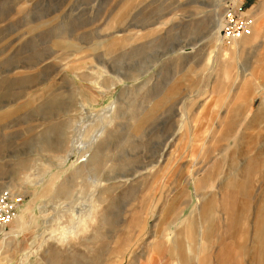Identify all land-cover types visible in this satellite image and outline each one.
Here are the masks:
<instances>
[{
    "label": "rangeland",
    "instance_id": "1",
    "mask_svg": "<svg viewBox=\"0 0 264 264\" xmlns=\"http://www.w3.org/2000/svg\"><path fill=\"white\" fill-rule=\"evenodd\" d=\"M228 5L246 47L217 40ZM7 187L24 200L0 264H264V0H0Z\"/></svg>",
    "mask_w": 264,
    "mask_h": 264
},
{
    "label": "bare ground",
    "instance_id": "2",
    "mask_svg": "<svg viewBox=\"0 0 264 264\" xmlns=\"http://www.w3.org/2000/svg\"><path fill=\"white\" fill-rule=\"evenodd\" d=\"M219 27H220V23H219ZM219 31H220V28H218L217 29V32H216V35H217V40L219 41V42H221V39H222V37H221V35L219 34ZM253 31V33L251 34V32ZM255 28H254V26H253V23H252V26H251V32H250V34L249 35H244L243 37H241V39H240V44H241V47H246L247 45H249L250 44V42L255 38ZM232 39V40H231ZM231 39H229V40H231V42L233 43V44H235V42H236V40H235V38H231ZM93 97V96H92ZM107 112H109V110H107ZM93 116V115H92ZM109 118H110V115H106V116H104L103 117V126H102V128H105L106 127V125H107V122L109 121ZM91 120H92V117L90 118V117H87V119H84L83 120V122H91ZM103 129H100V131H99V129L97 130V133H101V131H102ZM95 137H92V139H94ZM72 153V151H70L69 152V154H71ZM217 169V168H216ZM200 169H198V171H199ZM197 171H191L189 174H188V176H187V179H189V180H191L192 178H193V176H194V174L196 173ZM216 173H218V172H216ZM114 177V176H113ZM215 178V177H214ZM108 180V179H107ZM40 181H41V178L40 179H38L37 181H35V182H32L31 184L34 186V185H36V184H38V183H40ZM212 181V180H211ZM210 182V181H209ZM230 183H232V182H230ZM213 184V183H212ZM235 184V183H234ZM99 186V184L98 183H94L93 184V186H92V188H96V187H98ZM7 188H9V187H7ZM212 188V187H211ZM93 190V189H92ZM68 192V191H67ZM57 195L59 196V197H61L60 199H63V200H65V199H67L66 198V196H68L69 195V193H66V192H64V190H62V188H61V190H59L58 191V193H57ZM234 197H235V195H234ZM234 197H232V195L231 194H229V192H228V194L225 196V204H226V209H228V210H226V211H229V213H228V224H227V229H228V237L230 238V236L232 235V233H233V225H239V228H238V232L240 231L239 229L240 228H245V221L244 220H242L241 219V221H239V223H237V214H236V212H235V209H234V207H233V205H234V203H235V201H236V199H237V196L234 198ZM100 198V197H99ZM79 199H80V197H79ZM89 201H90V204L89 205H87V209L84 211V212H81V213H78V214H73L72 215V217H73V219L71 220V222H70V225L68 226V227H61V226H59L58 225V232H59V235L60 236H63V237H66L67 235H69V234H72V233H74L76 230H77V226L81 223V222H83V223H85L87 220H91L92 218H93V213H94V210H95V207L98 205V199L97 200H94V199H92V197H90V199H89ZM44 205H48L47 203L46 204H44ZM63 205V204H62ZM47 206H41V207H39L41 210H42V212L44 213V214H47L49 211H48V208H46ZM48 207H50V210H52V208H51V205H49ZM63 206H61V204L60 203H58V207L57 208H62ZM66 211H68V210H66ZM65 211V212H66ZM243 212V211H242ZM72 214V213H71ZM247 215V209L244 211V216H243V219L245 218V216ZM16 217H17V215H16ZM15 217V218H16ZM190 219H192V218H188L187 220H186V222H185V224L184 225H182V227H181V229H180V231L179 232H177L176 233V236H180V238H182V239H184L185 241H186V245L188 244V247L190 248L191 247V243L193 242L192 241V239H193V236H192V233H195L194 231H195V227H194V225H193V223H192V221L190 220ZM226 220V219H225ZM20 224H19V227H21V228H23L25 225H24V223H23V217H20ZM218 222V221H217ZM231 224H232V229H231ZM26 227V226H25ZM0 229H3V228H0ZM25 230V229H24ZM237 232V233H238ZM244 236V235H243ZM209 246V245H208ZM173 250H174V252L175 251H180V249H179V247H173ZM209 252V251H208ZM180 253V252H179ZM221 253V252H220ZM237 253V252H236ZM204 259V258H203ZM206 259V258H205ZM208 259V258H207ZM209 261H210V259H208ZM222 260V259H221ZM204 261V260H203ZM206 263H208L209 264V262H207V260H206Z\"/></svg>",
    "mask_w": 264,
    "mask_h": 264
},
{
    "label": "built area",
    "instance_id": "3",
    "mask_svg": "<svg viewBox=\"0 0 264 264\" xmlns=\"http://www.w3.org/2000/svg\"><path fill=\"white\" fill-rule=\"evenodd\" d=\"M253 20L239 14L232 6H225L220 32L223 39H239L251 32ZM23 194L20 191L5 188L0 191V228H8L14 221L17 211L23 203Z\"/></svg>",
    "mask_w": 264,
    "mask_h": 264
},
{
    "label": "crops",
    "instance_id": "4",
    "mask_svg": "<svg viewBox=\"0 0 264 264\" xmlns=\"http://www.w3.org/2000/svg\"><path fill=\"white\" fill-rule=\"evenodd\" d=\"M255 30H256L255 32H257V28H255ZM255 36H256V34H255ZM255 39H256V37H255ZM20 214H21V213H20Z\"/></svg>",
    "mask_w": 264,
    "mask_h": 264
}]
</instances>
